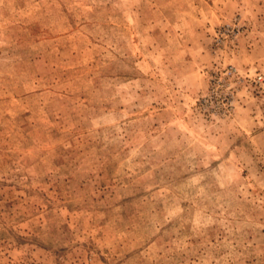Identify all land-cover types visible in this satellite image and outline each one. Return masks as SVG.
I'll use <instances>...</instances> for the list:
<instances>
[{
	"label": "rangeland",
	"instance_id": "1",
	"mask_svg": "<svg viewBox=\"0 0 264 264\" xmlns=\"http://www.w3.org/2000/svg\"><path fill=\"white\" fill-rule=\"evenodd\" d=\"M0 264H264V0H0Z\"/></svg>",
	"mask_w": 264,
	"mask_h": 264
}]
</instances>
